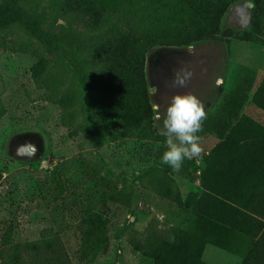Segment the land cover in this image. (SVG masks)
<instances>
[{"label": "rangeland", "instance_id": "obj_1", "mask_svg": "<svg viewBox=\"0 0 264 264\" xmlns=\"http://www.w3.org/2000/svg\"><path fill=\"white\" fill-rule=\"evenodd\" d=\"M121 2L96 6L135 48L146 32ZM87 5L0 0V264L2 249L12 261L22 253L71 264H161L176 252L194 254L203 240L224 245H205L206 264H242L247 253L248 264H264L262 217H233L241 226L235 231L206 218L210 190L236 191L227 168L245 161L240 151L222 158L221 146L240 135L241 121L249 125L242 135L264 134V109L253 101L264 91V0L235 1L201 35L184 29L186 14L162 18L158 11L157 40L144 52L147 113L127 130L121 114L102 104L114 73L99 55L101 33L81 15ZM33 20L44 30L29 31ZM74 54L83 66L74 64ZM181 67L193 73L182 87L173 84ZM176 94L195 95L207 114L198 133L202 159L185 160L179 172L160 163L165 137L159 133ZM24 144L35 145V155L18 156ZM252 244L258 246L253 255Z\"/></svg>", "mask_w": 264, "mask_h": 264}, {"label": "trees", "instance_id": "obj_2", "mask_svg": "<svg viewBox=\"0 0 264 264\" xmlns=\"http://www.w3.org/2000/svg\"><path fill=\"white\" fill-rule=\"evenodd\" d=\"M100 2V0H96ZM111 1V0H110ZM114 2L117 0H113ZM237 0H122V8L126 9L131 17L138 21V23L144 27L145 36L142 38V43H138L134 48L132 45H128L129 37L121 28H114L111 25L110 17L104 8L97 7L96 3H90L88 0H81L83 5L89 6L81 15H84V19L87 22V28L93 29L95 32L101 33L99 37L102 39L99 47L100 56L102 59L110 64L114 73L112 94L109 97H102V104L112 106L113 114H121V126L122 130H127L128 127H136L139 124V117H142L147 113L143 98L145 97V79L143 77V64H144V52L149 45L157 40L156 31L153 30L155 19L158 16V11L166 15L167 18L170 15L176 13L187 15V29L193 34L201 35L206 34L203 27L213 28L217 20L221 19L223 14L227 11L229 6ZM91 6V7H90ZM156 6V7H155ZM208 7L211 12L208 14L203 9ZM163 18V17H162ZM9 18H3V21L8 22ZM172 22V21H170ZM20 25L19 21L16 23V27ZM65 24L59 25V28H64ZM29 31L33 33H39L44 30L41 25V20L31 21L27 27ZM168 35L164 36L167 39ZM65 42V41H64ZM76 50L75 47H72ZM146 50V51H145ZM73 62L75 65L83 66L85 63L80 59L78 54H74ZM41 64L38 63L31 68L33 75L38 74ZM119 99H123L124 106L119 104ZM253 101L262 109H264V91H258ZM64 99H58L57 103L62 106ZM117 106H121L119 109ZM249 125L244 122H240L239 129H247ZM251 131L250 129H248ZM240 135L235 139L225 142L221 146V157L228 158L231 153L237 155V151L244 154V163L231 165L227 170L237 180L236 191L224 192L222 190H210L212 195V216L206 218L212 222L222 221L226 225L229 223L233 226L232 230H236L241 226L236 227L233 217L244 215L249 219L262 217L264 220V134H258L256 132L250 133L248 136ZM232 143V144H231ZM223 147V148H222ZM261 150H258V149ZM258 150V151H257ZM251 186V187H250ZM244 190V196L242 194ZM253 195V202H250L248 198ZM210 200V199H209ZM209 200L207 202H209ZM257 202V205H255ZM208 203H206L207 205ZM205 205V207H206ZM220 215H225L226 219H219ZM197 216H202L197 214ZM243 216V215H242ZM228 219V221H227ZM262 220V223L264 222ZM233 221V222H232ZM261 228V226H260ZM255 237L256 232L250 231ZM263 230H261L262 234ZM261 236V235H260ZM213 244L214 246L223 249L224 245L210 242L209 240H203L197 252L188 256L182 255L180 252H176L171 257H165L161 264H206L202 261V253L206 244ZM257 245L252 244L253 250H249V254L256 251ZM1 264H71L69 260L60 262L54 261L50 258L42 257L40 254L36 256L27 257L25 259L21 254H14L15 259H10L11 254L7 249H2ZM248 253L243 258L242 264H248Z\"/></svg>", "mask_w": 264, "mask_h": 264}, {"label": "clouds", "instance_id": "obj_3", "mask_svg": "<svg viewBox=\"0 0 264 264\" xmlns=\"http://www.w3.org/2000/svg\"><path fill=\"white\" fill-rule=\"evenodd\" d=\"M192 71L181 67L174 74L173 84L186 85L192 78ZM222 78H217V85ZM156 92V89H153ZM154 110L158 105H153ZM207 114L204 104L192 94H176L170 98L163 119V130L159 133L165 137V150L160 157V163L167 165L173 172H179L185 160H201L203 149L200 146L203 131V121ZM17 155H35L33 144H24L17 148Z\"/></svg>", "mask_w": 264, "mask_h": 264}]
</instances>
